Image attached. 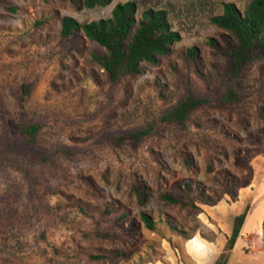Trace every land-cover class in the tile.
<instances>
[{
	"label": "rangeland",
	"instance_id": "374dc122",
	"mask_svg": "<svg viewBox=\"0 0 264 264\" xmlns=\"http://www.w3.org/2000/svg\"><path fill=\"white\" fill-rule=\"evenodd\" d=\"M124 1L85 8L81 0H0V149L15 140L26 109L45 121L37 145L53 161L2 153L0 264H213L241 212L249 190L241 188H255L264 175V57L244 67L240 101L225 104V56L206 43L223 32L209 22L223 2L244 10L250 0H133L137 18L165 9L180 40L155 63L142 62L141 74L111 85L92 59L103 49L80 34L60 38L59 18L108 17ZM191 46L199 51L194 63L183 57ZM189 94L209 102L184 124L161 120ZM148 126L136 149L96 141L102 130ZM63 146L75 154L58 151ZM241 177L249 183L241 186ZM137 182L151 194L143 205L130 190ZM263 192L246 200L253 215L264 207ZM164 193L190 205L170 204ZM142 211L154 229H133ZM252 224L240 230L226 264H264V220ZM97 254L105 257H91Z\"/></svg>",
	"mask_w": 264,
	"mask_h": 264
},
{
	"label": "trees",
	"instance_id": "16d2710c",
	"mask_svg": "<svg viewBox=\"0 0 264 264\" xmlns=\"http://www.w3.org/2000/svg\"><path fill=\"white\" fill-rule=\"evenodd\" d=\"M111 1L81 0V3L85 8H93L106 6ZM11 9L14 10L15 7ZM136 9L135 1L127 0L116 3L108 17L84 23H80L72 16L63 15L59 18V36L64 39L73 34H80L81 37L96 42L103 52H93L92 59L103 69L107 81L111 85H116L125 78L141 74L142 62L155 63L159 55L167 54L171 46L180 40V33L172 29L165 9L147 8L138 18ZM209 22L223 30L218 37L211 36L206 40L207 45L214 52L225 56L223 76L226 86L221 102L225 104L238 102L241 99L238 90L239 79L244 67L251 61L264 57V0H250L244 10L239 9L232 2H223L222 12L211 15ZM183 57L189 63L197 61L199 58L197 47H188ZM31 89L32 84L23 86L26 95L30 94ZM208 102V98L189 94L168 109L161 116V120L167 123L184 124L193 110ZM17 125L18 132L15 140L8 141L3 149H0V157L3 152H8L32 157L41 163L53 162L51 152L37 145V134L45 125V121L37 114L22 109ZM151 130L150 126L118 134L102 130L96 141L106 142L113 146L126 144L136 149L150 135ZM58 151L70 156L75 154L73 148L68 146L59 147ZM248 183L241 177V186ZM185 186L189 187V183ZM130 190L139 205L145 204L151 195L147 187L140 182L134 183ZM160 198L170 204L190 205L180 196L170 193L161 194ZM248 210L249 204H246L242 212L234 215L224 251L214 260L213 264H226L228 253L234 248ZM118 217L119 220L122 215ZM131 224L133 229L143 224L145 228L152 230L155 228L156 221L148 213L142 211L139 213V222L131 220ZM171 228L184 234V230L175 224H171ZM93 233L104 238L110 236L108 232L98 229ZM91 257L101 259L105 255L97 254Z\"/></svg>",
	"mask_w": 264,
	"mask_h": 264
},
{
	"label": "crops",
	"instance_id": "0c3cea01",
	"mask_svg": "<svg viewBox=\"0 0 264 264\" xmlns=\"http://www.w3.org/2000/svg\"><path fill=\"white\" fill-rule=\"evenodd\" d=\"M263 187H264V175L259 178V181L255 185V188H251V186H247V187L245 186L244 188H241V189H247V188L249 189V190H243V193H241V212L244 210L246 204H249L248 202H246V200L247 199L250 200V198H252L253 195H255L254 196L255 199L253 200L255 202L259 193L262 192ZM252 193H254V194H252ZM254 208H255L254 204L253 205L249 204V210H248V213L246 215V218H245V221L243 223L242 228H246L247 230H250V228H251L250 226L252 224L251 221H253L252 228L257 226L258 224L261 228V223L264 220V207L262 209H260L258 215H253V211L255 210ZM242 228H241V230H242ZM261 231H263V230H261Z\"/></svg>",
	"mask_w": 264,
	"mask_h": 264
}]
</instances>
